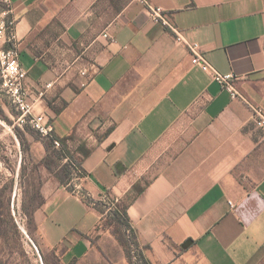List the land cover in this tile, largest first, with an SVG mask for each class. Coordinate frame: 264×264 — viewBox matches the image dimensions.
I'll return each instance as SVG.
<instances>
[{
  "label": "crops",
  "instance_id": "crops-1",
  "mask_svg": "<svg viewBox=\"0 0 264 264\" xmlns=\"http://www.w3.org/2000/svg\"><path fill=\"white\" fill-rule=\"evenodd\" d=\"M146 1L264 111V0ZM11 2L28 92L53 85L34 113L69 138L89 200L127 206L144 259L264 264V132L248 105L139 0ZM49 189L34 236L45 256L82 264L102 214Z\"/></svg>",
  "mask_w": 264,
  "mask_h": 264
},
{
  "label": "rangeland",
  "instance_id": "rangeland-1",
  "mask_svg": "<svg viewBox=\"0 0 264 264\" xmlns=\"http://www.w3.org/2000/svg\"><path fill=\"white\" fill-rule=\"evenodd\" d=\"M7 10L0 0V14ZM0 106L7 119L0 117V264H61L56 256L42 253L32 233V215L44 203L49 188L62 182L71 192L90 199L77 187L81 174L63 158L60 146L46 151L47 137L37 141L25 133L23 144L17 132L22 128L13 118L15 109L1 90ZM93 202L102 209V218L90 237L94 252L82 264H146L138 241L117 219L116 206L103 198Z\"/></svg>",
  "mask_w": 264,
  "mask_h": 264
},
{
  "label": "built area",
  "instance_id": "built-area-1",
  "mask_svg": "<svg viewBox=\"0 0 264 264\" xmlns=\"http://www.w3.org/2000/svg\"><path fill=\"white\" fill-rule=\"evenodd\" d=\"M8 6V10L0 14V90L10 101L15 109V125L20 128L24 126H31L32 129L37 131L43 137L51 138L53 135V126L45 114H35L34 106L37 101L45 98L46 93L53 87L48 84L45 88L37 93V97L32 98L26 88V80L28 77L27 71L21 64V53L18 45V38L16 34V20L11 17L12 2L11 0H4ZM146 5L149 10L150 17L156 23H159L169 29L176 35L179 42L185 44L187 49L193 55V64L199 67L206 73H209L214 81L221 85L224 90H227L233 99H240L244 101L251 111V117L256 126L264 132V111L253 105L242 96L235 84L233 74H221L201 52L200 46L196 43L189 42L184 35L173 25L170 18L165 14L164 9L161 7H154L146 0H139ZM105 37H109L105 35ZM83 76H87L88 72L83 71ZM56 146H60L55 142ZM83 197V194H81ZM104 201H110L112 205L118 203L117 200H110L108 195H102Z\"/></svg>",
  "mask_w": 264,
  "mask_h": 264
},
{
  "label": "trees",
  "instance_id": "trees-1",
  "mask_svg": "<svg viewBox=\"0 0 264 264\" xmlns=\"http://www.w3.org/2000/svg\"><path fill=\"white\" fill-rule=\"evenodd\" d=\"M12 17V16H11ZM0 117L6 119V113H5V109L0 106ZM7 120V119H6ZM20 138H22V142L23 144L25 143L24 142V134L25 133H28L29 135H31L32 137H34L37 141L39 140H42V138H46V137H43L41 134H39L37 131H35L34 129L31 128V126H24L21 129H18L17 130ZM108 134V133H107ZM49 140V144L46 143L45 144V149L47 152H50V150L52 148H56V144L55 142H58L60 144V148H59V151L61 152V154L63 155V158L67 159L70 166L72 167L73 170H77L78 172H80L81 176L82 175H85L86 173L82 170L81 168V164H82V160L79 159L78 157H76L73 153H71V151L69 150V147H68V140L69 138H60L58 137L57 135L53 134L51 138H46V140ZM89 151L83 153L84 155V158H87V156L89 155ZM49 168V170L51 169L49 167V165L47 166ZM63 185H66L65 183L62 182ZM108 197L110 198V196L108 195ZM83 199L84 201H86L88 204L90 205H93L94 208H96L100 213H102V209H100V207L98 206L99 204L98 203H94L93 201H90L88 198H86L85 196H83ZM110 200H112L110 198ZM42 206V205H41ZM40 206V207H41ZM116 206V217L117 219L120 221V223L125 227L127 228L128 230H130L132 232V234L134 235V238L136 239L137 241V235L135 233V231L132 229L131 227V223H130V220H129V217H128V214H127V206H123L121 204H115ZM39 207V208H40ZM37 208L35 210V212L39 209ZM35 212L33 213L32 215V221L34 223V214ZM35 229H36V226H35V223H34V230H33V235H34V232H35ZM145 263L146 264H149L145 259H144ZM72 264H76V263H72Z\"/></svg>",
  "mask_w": 264,
  "mask_h": 264
}]
</instances>
